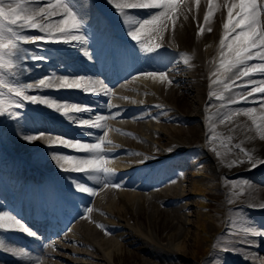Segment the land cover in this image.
Segmentation results:
<instances>
[{
  "label": "bare ground",
  "instance_id": "1",
  "mask_svg": "<svg viewBox=\"0 0 264 264\" xmlns=\"http://www.w3.org/2000/svg\"><path fill=\"white\" fill-rule=\"evenodd\" d=\"M69 3L83 19L85 43L24 44L29 52H40L37 55L48 59L38 61L40 65L32 60L21 61L18 68L0 70V79L13 86L34 84L46 77L55 80L48 73L53 67L76 61L84 49L95 50L106 44L130 56L134 69L141 73L167 71L173 83L144 75L141 82L131 75L110 80L99 72L82 71L77 77L97 82L93 92H64L55 85L27 90L31 96L91 111L66 117L45 104L23 101V107L13 111L41 119L37 132H32L30 123L24 130L13 129L14 121L5 117L7 126L0 132L13 154L11 159L32 161L34 153H46L47 162L38 173L42 179L34 180L35 167L28 168L31 176L13 175L30 196L27 210H36L39 218L44 217L42 203L52 199L61 223H51L49 230L39 225L34 228L29 216L16 212L8 199L0 205V213L16 217L37 236L23 230H0V264H264V237L243 231L245 227L264 230V208L260 207L264 204V164H259L264 159V140L259 139L247 116L220 122L226 114L241 109L255 108L258 116L264 114L260 107L264 94L254 93L255 99L236 104L209 95L223 90L211 81L215 79L212 72L218 66L219 40L227 16L224 0H217V10L207 23L204 15L208 0H200L199 7L195 0H186L175 30L169 22L160 41L162 47L152 53L141 51L130 39L126 17L114 6L120 0ZM126 11L143 19L157 10ZM200 27L204 32L198 35ZM23 34L41 35L38 30L28 29ZM185 59H189L188 64L183 62ZM261 62L253 60L249 64ZM248 79L236 81L233 92L224 93L225 97L246 96L252 86L245 90L242 85ZM251 79L260 84L264 74L257 73ZM87 115L95 116L91 121L106 117L101 123L107 128L82 125L80 117ZM83 128L87 134L81 133ZM104 131L108 133L104 139L111 141L105 144V166L116 173L113 182L121 184L119 189L103 188L84 173L64 171L60 166L61 155L87 154L60 145L58 138L96 143ZM41 133L40 139L32 143L23 138ZM254 162L259 166L252 167ZM51 176L55 182L50 181ZM79 184L94 188L97 194L79 192ZM15 186L7 185L12 190ZM57 189L60 199L56 197ZM206 197H216L217 201H207ZM88 208L92 211L87 212Z\"/></svg>",
  "mask_w": 264,
  "mask_h": 264
},
{
  "label": "snow or ice",
  "instance_id": "2",
  "mask_svg": "<svg viewBox=\"0 0 264 264\" xmlns=\"http://www.w3.org/2000/svg\"><path fill=\"white\" fill-rule=\"evenodd\" d=\"M109 2L112 3V0ZM185 3L186 0H120V3L114 6L122 17H126L124 22L129 27L127 34L130 39L139 46L141 51L152 53L162 47L160 41L164 39V33L168 30L169 22H171L172 29L175 30L176 22L181 14V6ZM195 3L199 7L200 0H195ZM223 6L226 8L227 16L222 25L224 32L219 40L218 66L212 72L215 79L211 81V85L222 86L223 90L210 92L209 95L217 100L227 99L229 104H236L247 101L249 98L255 99L254 93L264 94V81L257 84V81L251 79L257 73L264 74V62L249 64V61L253 60L264 61V19H262L264 17V0H224ZM139 9L157 11H150L149 17L143 19L130 16L129 12L126 11ZM216 10L217 0H208V10L204 15L205 23L211 20ZM53 17H59V19L52 20ZM83 27L82 17L70 5L69 0H10L8 3H5V0H0V70L11 71L18 68L21 61L48 59L46 56L30 53L22 46L24 44H36L37 42L85 43ZM24 29L38 30L41 35H25L23 34ZM208 31L211 32L212 29L209 28ZM203 32L204 28L200 27L197 34L201 35ZM189 59H185L183 62L188 64ZM141 75L159 80L161 83L165 81L168 84L173 83L169 79L167 71H150L141 73ZM245 77L249 78L242 85L245 90L249 85L252 86L251 90L247 91V95H242L238 99L235 96L225 97L224 93H232L236 81ZM96 84L97 82L92 78L82 76L76 78L63 76L55 80L46 77L34 84H16L15 86L10 85L4 79H0V116H15L16 113L12 111V108L23 107V101L45 104L66 117L69 116V113L91 111V109L81 108L75 104H60L48 98L31 96L27 94V90L50 88L55 85L60 89L93 92ZM105 94H107V90ZM6 96L7 99H5ZM12 97L18 99H12ZM260 101V107L264 108V96L260 97ZM238 115L247 116L255 126L259 139L264 140V114L258 116L255 108L230 112L220 122H230L233 116ZM106 119V117L98 116L95 121L83 120L81 124L105 129L107 125L101 121ZM42 135V133L26 135L23 138L32 143L39 140ZM107 135V131H104L103 137L99 138L96 143H81L79 141L72 143L58 138L60 145L70 146L76 151L87 154L83 157L61 155L60 160L63 161V164L60 166L62 170L84 173L89 178L95 179L96 183L103 188L110 186L119 189L121 184L113 182L116 173L113 169L105 166L107 162L105 144H111V141L104 139ZM210 139H214V137H210ZM216 154L217 156L220 155L218 152ZM249 160H252L251 156H249ZM64 164H68L70 167H64ZM259 164H264V159H261ZM257 166H259L257 163H252V167ZM77 190L90 196L97 194L94 188L83 184L77 185ZM229 202L231 203V201ZM260 207L264 208V204H261ZM86 211L91 212L92 209L88 208ZM97 226L102 227L101 225ZM0 230H23L33 237L37 236L35 231L22 226L21 221L9 213H0ZM243 231L251 236L264 237V230L245 227ZM223 251L227 252L230 249L224 248Z\"/></svg>",
  "mask_w": 264,
  "mask_h": 264
},
{
  "label": "rangeland",
  "instance_id": "3",
  "mask_svg": "<svg viewBox=\"0 0 264 264\" xmlns=\"http://www.w3.org/2000/svg\"><path fill=\"white\" fill-rule=\"evenodd\" d=\"M43 50H46L44 47H43ZM30 53H40V52H37V51H33V52H30ZM41 62H38L36 61L34 65H40ZM27 67H29V65H27ZM63 67V66H62ZM61 67H56V68H52L50 71H48L49 74H51L53 78H58V77H63V76H68L69 78H76L77 75L79 73H76V72H73L72 70H68V72H63L61 69ZM143 75H137L136 79L139 80V81H143L141 78H142ZM3 77L6 78V75L3 73ZM70 89H63V91H69ZM6 92V90H3ZM71 92H74L75 89H71L70 90ZM78 94L82 95L81 91H78ZM62 100H66L65 98H62ZM96 107H99V106H96ZM14 108H12V111H13ZM14 112V111H13ZM16 115L15 116H8V115H3V116H0V131L5 129V127L7 126L5 123H4V119L5 117H8L10 118L12 121H14V123H12L11 126H13V129H16V130H24L25 127L28 125L29 123V119H28V114H25V115H20L19 113L15 112ZM95 116H90V115H87V116H82L80 117V120H90L91 118H94ZM19 122H18V121ZM12 129V130H13ZM37 130V129H36ZM82 134H87L88 132L83 129L80 130ZM37 132V131H36ZM85 132V133H84ZM32 133V132H31ZM8 147L6 146L5 144V141L3 140L2 136H1V132H0V167H2L1 169L4 170L6 169L10 164L12 166L15 167V170H16V164L17 162H15V160H12L10 157L12 156L11 155V150L8 151ZM57 151H60V150H57ZM13 153V152H12ZM45 152H37V153H34V157L32 158V161L33 163H39L41 165H44L46 164L47 162V158L45 156ZM4 155V157H3ZM11 160H10V159ZM11 161V162H10ZM206 199L207 201H217V198L216 197H206L204 198ZM183 206V204H181Z\"/></svg>",
  "mask_w": 264,
  "mask_h": 264
}]
</instances>
